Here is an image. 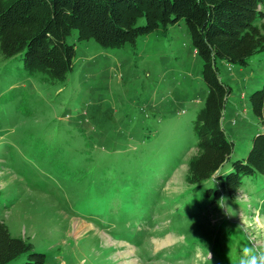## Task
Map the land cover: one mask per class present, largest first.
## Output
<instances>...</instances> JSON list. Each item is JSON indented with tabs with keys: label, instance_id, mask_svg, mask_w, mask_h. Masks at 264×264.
Here are the masks:
<instances>
[{
	"label": "rangeland",
	"instance_id": "374dc122",
	"mask_svg": "<svg viewBox=\"0 0 264 264\" xmlns=\"http://www.w3.org/2000/svg\"><path fill=\"white\" fill-rule=\"evenodd\" d=\"M67 40L76 57L66 81L28 76L0 51V219L11 234L46 264H239L250 240L264 242V175L219 200L206 195L218 173L199 190L188 183L208 88L186 22L121 48L78 30ZM218 67L232 88L226 170L263 133L250 96L264 84V52Z\"/></svg>",
	"mask_w": 264,
	"mask_h": 264
},
{
	"label": "trees",
	"instance_id": "16d2710c",
	"mask_svg": "<svg viewBox=\"0 0 264 264\" xmlns=\"http://www.w3.org/2000/svg\"><path fill=\"white\" fill-rule=\"evenodd\" d=\"M181 20L204 61L208 88L193 121L197 151L188 161L187 181L199 190L218 173L220 188L207 189L206 195L219 200L225 191L232 198L244 179L264 175V84L250 96L263 133L254 136L245 158L222 170L234 146L223 127L232 88L220 78L218 63L246 67L264 52V0H0V51L4 58H18L28 76L42 72L46 81H66L76 57V45L67 40L74 30L80 40L121 48ZM23 254L28 255L23 264L48 259L0 219V264Z\"/></svg>",
	"mask_w": 264,
	"mask_h": 264
},
{
	"label": "clouds",
	"instance_id": "9594fccd",
	"mask_svg": "<svg viewBox=\"0 0 264 264\" xmlns=\"http://www.w3.org/2000/svg\"><path fill=\"white\" fill-rule=\"evenodd\" d=\"M257 231H264V228H257ZM207 260L211 262V253H207ZM239 264H264V242L250 240L249 246L241 250Z\"/></svg>",
	"mask_w": 264,
	"mask_h": 264
},
{
	"label": "bare ground",
	"instance_id": "6f19581e",
	"mask_svg": "<svg viewBox=\"0 0 264 264\" xmlns=\"http://www.w3.org/2000/svg\"><path fill=\"white\" fill-rule=\"evenodd\" d=\"M85 225H86V223H83V224L79 225L80 228L79 227H76V229L78 228V230H81V229H83L85 227Z\"/></svg>",
	"mask_w": 264,
	"mask_h": 264
}]
</instances>
